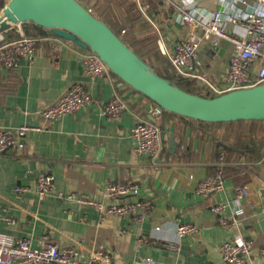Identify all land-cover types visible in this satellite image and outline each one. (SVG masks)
Instances as JSON below:
<instances>
[{"label": "crops", "instance_id": "obj_1", "mask_svg": "<svg viewBox=\"0 0 264 264\" xmlns=\"http://www.w3.org/2000/svg\"><path fill=\"white\" fill-rule=\"evenodd\" d=\"M137 1L158 33L160 49L172 54L174 43L188 36L189 26L174 21L175 8L165 0ZM199 6L218 10L221 0H201ZM13 28L20 37L19 28L34 39L35 52L31 60L20 58L15 68L0 71V122L42 130L31 132L23 147L17 141L0 158V232L27 239L32 248H39L48 236L60 246L79 248L82 258L108 256L111 264H224L221 245L243 233L254 249L247 264H264V231L256 219L264 212V161H245L241 153V161L226 162L222 190L208 197L197 194V181L215 172L218 162L214 143L199 136L202 124L164 110L154 116L158 105L111 70L91 81L84 72L90 49L53 34L52 29L30 25L27 33L23 24ZM215 42L212 38L204 43L195 60L201 78H192L205 90L208 83L219 89L228 86L233 46L225 40ZM75 83L92 93L93 104L61 118H45L42 110ZM115 95L125 99L127 108L118 118H110L102 106ZM138 121L156 122L163 132L155 159L134 151L131 129ZM43 171L52 173L55 181L50 195L40 198L34 187ZM109 182L136 183L137 190L114 201L149 202L150 211L139 207L132 216L106 214L67 198L75 194L109 203L113 201L105 192ZM238 186L248 188L243 204L252 205L241 228H227L212 209L226 204L230 214L237 205ZM16 187L31 190L15 192ZM5 217L14 218L15 225H8ZM180 223L196 224L199 230L172 252L165 244L175 237Z\"/></svg>", "mask_w": 264, "mask_h": 264}, {"label": "built area", "instance_id": "obj_2", "mask_svg": "<svg viewBox=\"0 0 264 264\" xmlns=\"http://www.w3.org/2000/svg\"><path fill=\"white\" fill-rule=\"evenodd\" d=\"M175 8L173 19L181 25L189 26L186 38L177 40L173 45V53L168 54L163 48V54L168 55L173 71L184 77H200L197 74L195 60L200 47L212 38L215 43L220 40L228 41L233 46L227 73L228 86L219 89L208 83L209 90L218 96L232 90L250 88L264 84V0H221L218 10H206L199 6L201 0H165ZM90 12L91 8H87ZM143 13L145 8L140 7ZM21 25V24H20ZM19 25V26H20ZM21 37L6 42L0 46V71L15 68L20 58L31 60L34 57V39L28 37L19 28ZM110 69L102 59L92 50L84 59V72L91 81L104 77ZM201 78V77H200ZM93 104L92 93L81 84H72L59 98L42 110V115L48 119L61 118ZM127 108L126 101L115 95L103 104L102 112L110 118H118ZM162 109L156 108L154 116H159ZM40 126L22 124L19 126H5L0 122V158L10 147L19 142L23 147L24 140L31 132H40ZM161 128L153 121H138L131 129L134 151L138 156L155 159L162 149ZM226 165L224 154L216 164L212 174L197 181L195 192L208 197L223 189ZM192 179L193 175L190 176ZM55 176L50 172H40L34 191L40 198H45L54 188ZM138 185L134 182L107 183L106 194L113 201L106 203L87 197H76L69 194V200L96 207L106 214L132 216L139 207L150 211L151 204L145 201H124L117 203L118 198H126ZM29 187H16L15 192L30 191ZM236 202L230 214L226 213V204H217L213 211L218 214L222 226L241 228L246 217V209L252 203L247 201L249 190L246 186L235 188ZM1 207H0V218ZM8 225H15L16 220L5 217ZM199 227L193 223H180L176 226L175 237L168 241L166 248L172 252L180 250L181 242L188 236L195 235ZM224 264H247L253 254V242L243 233L221 245ZM0 264H111L108 256L82 258L77 247L60 246L45 236L39 248H32L27 239L15 238L12 234L0 232Z\"/></svg>", "mask_w": 264, "mask_h": 264}, {"label": "water", "instance_id": "obj_3", "mask_svg": "<svg viewBox=\"0 0 264 264\" xmlns=\"http://www.w3.org/2000/svg\"><path fill=\"white\" fill-rule=\"evenodd\" d=\"M26 22L50 28L56 35L92 50L111 72L162 110L207 122L264 120V84L215 97L188 93L152 70L78 0H9L0 12V36ZM256 219L264 231V212Z\"/></svg>", "mask_w": 264, "mask_h": 264}, {"label": "trees", "instance_id": "obj_4", "mask_svg": "<svg viewBox=\"0 0 264 264\" xmlns=\"http://www.w3.org/2000/svg\"><path fill=\"white\" fill-rule=\"evenodd\" d=\"M78 1L85 7L91 8V13L106 22L124 43L138 54L158 75L170 80L174 85L188 93L200 95L194 78L180 76L173 71L169 58L161 52L157 31L147 19L145 20L137 0ZM4 4L5 0H0V12ZM30 25L33 28L45 30L43 26L26 22L23 23V26L26 28L27 33L30 32L28 29ZM53 34L55 33L53 32ZM18 38H20V35L15 28L8 30L1 35L0 46ZM133 90L139 92L134 88ZM163 112L176 114L165 110ZM191 119L202 124L199 136L200 138H207L208 141L214 143L217 149L218 161L220 160L221 149L224 152L225 162L241 161L240 156L238 157L241 153L245 154V161L252 163L264 161V120L207 122L195 118ZM223 172L225 175V169H223Z\"/></svg>", "mask_w": 264, "mask_h": 264}, {"label": "rangeland", "instance_id": "obj_5", "mask_svg": "<svg viewBox=\"0 0 264 264\" xmlns=\"http://www.w3.org/2000/svg\"><path fill=\"white\" fill-rule=\"evenodd\" d=\"M198 89H199L200 96H206V97L216 96L210 90H205V89H202L201 87H198Z\"/></svg>", "mask_w": 264, "mask_h": 264}]
</instances>
